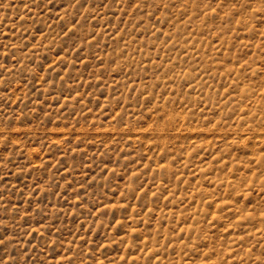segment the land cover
I'll return each mask as SVG.
<instances>
[{
    "label": "rangeland",
    "instance_id": "obj_1",
    "mask_svg": "<svg viewBox=\"0 0 264 264\" xmlns=\"http://www.w3.org/2000/svg\"><path fill=\"white\" fill-rule=\"evenodd\" d=\"M0 264H264V0H0Z\"/></svg>",
    "mask_w": 264,
    "mask_h": 264
}]
</instances>
